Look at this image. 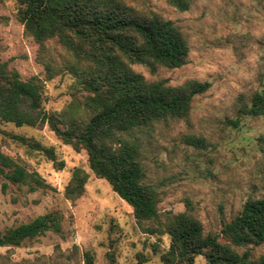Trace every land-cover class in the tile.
I'll return each instance as SVG.
<instances>
[{
    "label": "rangeland",
    "instance_id": "obj_1",
    "mask_svg": "<svg viewBox=\"0 0 264 264\" xmlns=\"http://www.w3.org/2000/svg\"><path fill=\"white\" fill-rule=\"evenodd\" d=\"M130 4L173 21L190 46L188 62L180 68H159L152 74L134 65L136 72L171 86L189 80L211 83L205 94L195 97L188 119L161 122L150 135L142 134L146 181L159 192L161 213L183 212L190 201L205 233L218 234L248 199L264 198V116L241 112L264 89V0H193L185 12L168 0ZM17 11L16 0H0V62H8L22 80L43 79L46 110L72 115L83 100L75 79L59 74L46 80L47 63L62 67L74 61L72 55L56 41L37 44L18 21ZM0 130L53 147L65 162L57 170L42 154L0 132V149L53 187L30 192L10 184L3 191L0 181V229L51 212L64 217L62 234L48 232L19 247H0V264H86L85 251L93 254L94 264H162L170 237L142 232L132 208L90 169L85 150L64 144L48 126L0 121ZM188 136L205 142L194 144ZM78 170L88 175L85 192L70 200L64 191ZM250 249L255 257L262 255L264 243ZM194 264H206V259L198 256Z\"/></svg>",
    "mask_w": 264,
    "mask_h": 264
},
{
    "label": "trees",
    "instance_id": "obj_2",
    "mask_svg": "<svg viewBox=\"0 0 264 264\" xmlns=\"http://www.w3.org/2000/svg\"><path fill=\"white\" fill-rule=\"evenodd\" d=\"M192 1L168 0L181 12L188 11ZM16 2L17 19L28 36L41 46L56 41L72 55L74 61L62 67L47 63L46 80L59 74L73 77L83 94L78 110L84 113L46 110L45 81L38 76L22 80L8 62H0V121L16 127L48 126L64 144L85 150L90 169L132 208L142 232L170 237L168 250L160 256L162 264H194L198 256H204L206 264H264V254L255 257L250 249L264 243V198L248 199L220 233H205L190 201L183 212L163 214L158 209L157 188L146 181L142 134L150 135L161 122L188 119L195 97L211 87L210 82L197 80L171 86L166 80H147L133 69L142 65L155 74L159 68L186 65L190 46L181 28L154 11L138 10L130 0ZM241 110L244 115L264 116V89ZM0 132L42 154L57 170L64 168L53 147ZM187 139L194 144L205 142L195 136ZM87 179L78 170L65 188V197L82 196ZM0 181L3 191L10 184L26 186L30 192L53 190L38 172L1 149ZM63 220L60 212H51L6 231L0 229V247H19L48 232L62 234ZM242 248L247 250L240 253ZM83 254L86 264H94L90 251Z\"/></svg>",
    "mask_w": 264,
    "mask_h": 264
}]
</instances>
